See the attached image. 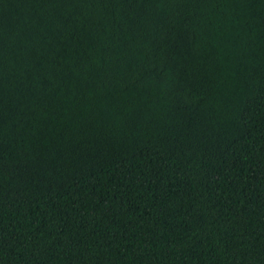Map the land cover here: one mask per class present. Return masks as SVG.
<instances>
[{"label":"trees","instance_id":"obj_1","mask_svg":"<svg viewBox=\"0 0 264 264\" xmlns=\"http://www.w3.org/2000/svg\"><path fill=\"white\" fill-rule=\"evenodd\" d=\"M0 264H264V0H0Z\"/></svg>","mask_w":264,"mask_h":264}]
</instances>
